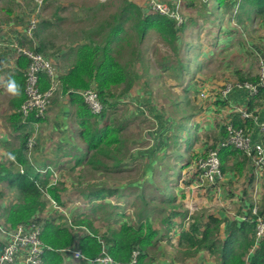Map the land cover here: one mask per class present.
<instances>
[{"label": "trees", "instance_id": "trees-1", "mask_svg": "<svg viewBox=\"0 0 264 264\" xmlns=\"http://www.w3.org/2000/svg\"><path fill=\"white\" fill-rule=\"evenodd\" d=\"M25 2L28 12L26 11V15L18 20L16 15L13 16L12 6L0 8V16H2L0 23L15 22L16 26L21 28L22 31L15 41L17 46L32 49L50 60L55 56L62 57V61L70 59L65 72L57 75L59 86L51 98L50 106L60 90L63 95H68V102L76 107L78 136L85 144V152L76 159V164L85 163L89 171L103 174L128 172L126 157L129 147L122 134L124 126L104 121L108 109L116 106V101L113 99L117 100L126 94L135 84L134 80L140 77L132 69V58L137 57L140 60L141 52L133 48L130 53L131 61L122 62L123 50L126 43L131 42L130 39L135 38L138 44L151 31H155L175 50L178 33L184 29L186 21L178 25L168 16L147 9V0L142 5L134 0H122L117 11L109 18L97 20L83 32L81 39L67 47H56L52 50L54 44L46 37L50 21L38 19L40 9L37 11V3L34 0H25ZM196 2L197 0H186L185 5L193 7ZM228 3H231V7L236 6L233 19L242 27L256 16H264V0H216V9ZM169 5L174 6L173 3ZM3 12L5 15H1ZM92 12L96 17L98 11L93 9ZM31 18L36 19V25L33 35L29 37L25 34L24 28ZM10 56L13 67L2 68L3 64L0 62V73L5 72L6 82L12 78L21 86L20 95H11L9 99L10 113L7 116L8 126L16 133L19 144L9 147L7 155L0 159V200L4 198L5 190L14 194L12 199L0 208V218L1 223L9 228L30 223L40 227L39 239L44 245L41 260L44 264H64V253L67 248H75L81 252L84 259L77 260L78 264H91L90 260L99 256L102 250L114 260L123 263L130 261L133 252L137 251L136 264H151L153 260V256L150 255L151 248L172 232L178 233V246L185 247L190 254L204 250L210 255H216L218 259L216 264H264V240L258 243L254 241L255 220L256 217L264 215V207L261 209L256 207V214L252 213L254 206L248 208L244 212L248 218L238 224L234 222L226 237L221 239L222 218L203 210L189 214L185 205L177 201L176 196L170 192L176 184L170 177H164L163 172L161 198H157L154 194H146L147 181L141 182L143 186H138V183L133 181L126 183L118 181L117 186H111L103 179L88 183L85 188L80 189L81 195L90 204V209L70 217L71 224H68L67 219L59 212L56 216L42 217L40 214L47 207L46 195L62 206L61 193L64 187L60 179L52 176L50 170L40 172L39 169L50 165L37 166L32 161V151L27 147V140L33 132L27 128L32 124L42 123L46 117L29 114L23 118L17 111L25 99L24 74L29 60L25 55L16 54L15 51ZM56 67L58 69L57 65ZM237 74L238 83L259 82L258 76L242 75L240 71ZM49 83L47 74L41 72L39 88L44 90L48 88ZM121 85H124V90L115 97L112 89ZM88 88L97 92L102 103L103 109L97 115L91 113L83 101L81 92ZM262 89L264 90V87L259 85L258 93ZM257 95H247L248 103L245 108L247 113H251L253 100ZM213 102L223 105L222 100ZM228 122L234 127L249 131L248 124L253 122V116L243 117L240 111H236L230 117L224 118L221 122L223 137L217 143L227 137ZM182 124L176 128H184ZM177 139V135L172 138L175 146L181 143ZM217 143L211 147L215 148ZM238 151L240 150L230 145L219 147L222 173L230 169V166H226L227 158L238 154ZM195 157L185 159L179 156L182 163L180 169H187ZM179 179H181L180 174L177 175L176 180ZM189 179L193 181L194 175L189 176ZM126 190L129 193H125ZM105 200H111V203L102 202ZM102 209H107L106 216L110 220L105 225L104 231L102 225L96 226L97 218H94L98 210ZM118 217L120 219L116 220ZM158 221L163 225V232L158 228ZM117 224L119 225L116 227ZM74 226L77 228L75 229ZM169 239L171 240V237ZM3 246L4 241L0 240V254Z\"/></svg>", "mask_w": 264, "mask_h": 264}, {"label": "rangeland", "instance_id": "rangeland-1", "mask_svg": "<svg viewBox=\"0 0 264 264\" xmlns=\"http://www.w3.org/2000/svg\"><path fill=\"white\" fill-rule=\"evenodd\" d=\"M9 1L0 0V8H9L12 6L14 10L13 16L16 15L17 20L26 15L28 9L25 0ZM34 1L37 3V11L40 9L38 19L50 21L46 30V37L50 43L54 44L52 50L56 47H67L73 42L81 39L84 31L89 29L97 20L109 18L122 4V0ZM134 1L140 3V5L145 2V0ZM160 1L167 5L176 2L175 0ZM179 1L178 10L183 21L186 22L184 29L178 33V39L175 43L176 49L174 50L172 46L165 43L155 31L146 34L138 44L135 38L130 39L131 42L126 43L121 60L122 62H130V53L133 48H137V52H141L140 60H138L137 57L132 58V69L140 76L134 80L135 84L132 85L127 92H130L134 99L132 100L129 96L130 93L124 94L122 97L117 98V100L113 99L116 101V106L108 109L104 120L113 124L123 125V137L129 141V144L131 138L132 140H136L135 146L137 149L143 148L148 144H153L151 157L154 158V160L151 161L154 167L151 176L148 174L150 168L145 165L143 159L136 158V162L129 165L130 170L128 173H123L116 177L121 183L133 181L132 179L139 178L141 173L143 177H152L150 184L148 181L145 183V192L147 195L154 194L157 198L162 197L161 190L163 189V179L162 181L159 180L158 169L161 166L163 169V176L170 177L175 184L178 174H180L181 179H189L188 168L178 170L177 166L169 165L173 162L168 163V166H166L168 155L171 154L173 148L177 147L173 144L172 140V131L175 127H173V125H176L178 123L177 121H179V124H182L181 119L189 118V125L186 126L184 129L185 131L182 132V136L185 137H187L189 128H193V123L191 124L190 122L193 121V115L191 114V117H186V112L180 109H185V104L189 105H187V108L190 110L192 108L197 111V109L201 107L206 109L211 105L214 98L219 95L221 96L220 91L223 90L227 84L238 82L237 80H232V78H237L238 71H240L242 75L258 76L259 61L264 59V20L262 18L256 16L250 23H245L242 27L233 19L236 6L231 7L229 3L222 6L220 9H216V0H197L196 5L193 7L186 6V0ZM93 9L98 11L96 17L93 15ZM1 15H5V12ZM55 18H57V20ZM15 25V22H11L10 24L0 23L1 39H3L1 35L4 30L8 31L7 33L9 35L12 31L15 32V29H12ZM127 26H129V24ZM4 40L1 42L5 43L6 41ZM245 64H247V67ZM139 89L143 94L146 93L148 95L147 98L145 95L143 98L149 101L143 102L139 100ZM123 90L124 85H121L119 87H114L112 93L115 97H118L119 93L123 92ZM201 93L204 94V97L201 96ZM8 97L9 92L2 81L0 82V120L7 112ZM187 99L188 101H186ZM150 103L156 107V110H158L157 112H159L161 116L154 115L155 113L152 116L153 111L150 108ZM134 111L136 114L133 113ZM180 111L183 113L181 117L179 116L181 113ZM127 114L131 115L128 116ZM211 119L212 118L204 119V124H207ZM169 126H172V128ZM4 131L7 132L8 129L1 123L0 132ZM205 132L206 130L202 129L200 134L203 135ZM203 138L204 137H201V139ZM182 148L184 149V147ZM195 148L199 150L206 149V147H204V142L200 143V141ZM33 149L31 151H33ZM165 152L167 153L165 154ZM32 154L33 152H31V155ZM76 154L77 157H80L82 152L78 151ZM169 158L172 159L174 157L169 156ZM178 159L179 157L175 158V164H178ZM78 171L82 173V179L80 181L83 183L80 184L75 182L78 175H67L69 181L63 186L64 191L62 192V198L63 201L67 203V205L65 204L67 209L64 210L65 208L62 206L64 209L62 208L61 211L69 213L75 209L81 210L80 208H82V211H85V209L90 207V205L88 207L84 198L80 196L79 191L81 188H85L88 183L97 182L102 175L96 176V173L90 172L87 168ZM68 172L70 173L71 171ZM57 178L60 179L59 172ZM181 179L178 181L176 189L170 190V192L178 194V196L183 194ZM119 182L116 184H119ZM137 185H141V182H138ZM129 191L126 190L125 193H129ZM13 195L14 194H10L8 190H5L4 198L0 200V208L7 204L8 201L12 199ZM182 198V201H184L185 197ZM224 198L225 196L220 198L221 201H218L217 198H212V201H210L208 196H205L204 200L201 198L189 197L187 201L182 203L187 210H190V213L203 210L212 212L213 214L214 211L228 214L231 211L237 212V208L240 209L241 206H237L239 203L236 202V200L231 201L230 197L224 202ZM254 208H256V206H254ZM57 212L62 213L50 205L46 207L45 211L41 212L40 215L45 218ZM105 212L106 211H98L95 216L101 218V215L102 218H104ZM129 212H131V210H129ZM119 219L118 217L116 220ZM1 221L2 219L0 218V223ZM157 224L158 228L163 232L162 223L158 221ZM254 241L257 242L256 236L254 237ZM162 244L163 242H160V240L157 241L151 248L152 251L150 255L165 259L174 258L175 255V264L218 263L216 255L208 256L206 253L190 254L183 246H177L174 255L173 250L168 248L164 249L165 252H163ZM246 260H248V257H246ZM167 262L169 263L168 260Z\"/></svg>", "mask_w": 264, "mask_h": 264}, {"label": "crops", "instance_id": "crops-1", "mask_svg": "<svg viewBox=\"0 0 264 264\" xmlns=\"http://www.w3.org/2000/svg\"><path fill=\"white\" fill-rule=\"evenodd\" d=\"M259 18H262L264 20V16L259 17ZM12 29H15V32L12 31L11 34L9 35L7 33L8 31L4 30L3 34L1 35L3 39H1L0 37L1 41H3L4 39H5L4 41H6L5 43H2L0 41V60H1L0 62L1 64H3V67L1 66L2 68L13 67L14 65L13 60L10 56L12 52L14 51L11 45L15 43L16 39L18 38V35L21 33L22 30L21 28H19V26H16V25L13 26ZM24 32H25V28H24ZM52 60L58 66L57 71L59 74L65 72L66 66L68 65V63H70V59H67L68 61H62V57H59V56L52 57ZM245 65L247 67V64ZM5 76H6L5 72L0 73V82L3 81V83L7 87ZM236 79L237 78H232V80H236ZM138 91H140V89ZM129 93H126V94H129ZM257 94L250 95L249 92L244 88L233 87V89L229 92V94L226 97H221L219 95L216 98H214V100H212L211 105H209L206 109L201 107L197 109V111H195L194 109L190 107L191 108L190 110L187 108L188 104L187 105L185 104L186 106L185 109H180V110L186 112V117L188 116L191 117V114L193 115V121H190L191 124L193 123V128H189V130L187 131V137H185V136H182V132H184L185 131L184 129L186 128V126L189 125V118L181 119V123H183L182 126H185L184 128H181V129L176 128L178 125H180L179 121H177L178 123L176 125H173V127L174 126L175 127L173 128V131H172V138L174 135H177L178 137L177 140H180L181 143L179 144V146H177L178 145L177 143L176 145L177 147L173 148L171 154L168 155L167 157L168 162L166 166H168V163L173 162L172 164H169V165L177 166L179 170L182 163L180 159H178L179 160L178 164H175L176 157L181 156L185 159H188L192 156L195 157L197 155L204 154L208 149L212 148L211 146L217 143V141L219 139H222L223 137V134H222L223 132L221 129L222 120L226 117H230V115L235 113L236 111L247 112L245 110L246 105L248 103L247 95L249 96L257 95V97H255L253 100V103H254L253 109L251 113H249L253 117L256 116L255 121L253 119V122L248 124L249 132L251 135V140L252 142L262 143L264 145V134L260 132V130L258 129V125H257V121H260L264 118V90L262 89V91H259V93ZM144 95L147 98L148 95L146 93L143 94L140 91V93L138 94V98H140L139 100H142L143 102L144 101L147 102L148 99L143 98ZM129 96L132 98V100L134 99L131 93L129 94ZM10 98H11V94L9 93V97L7 99V108H8L7 112L0 120V124L2 123L8 129L7 132L6 131L0 132V159L4 157L5 155H7V151L9 147H15L19 144L16 133L11 131L7 123V116L10 113V107H9ZM215 100L216 101L222 100L223 105L214 103L213 101ZM186 101H188V99ZM150 108L153 111L152 116L154 113H155L154 115L161 116V114L157 112L158 110H156V107L152 103H150ZM75 109L76 107L68 102V95H63L62 93H60V90H59L58 93L54 96V102L49 107L48 113L45 116L46 117L45 120L40 124H32L28 126L27 128L30 132H33L36 136L35 148L32 151L33 152L32 161L37 166L50 165L54 168H57L58 169L57 172H59V178H60V181L63 183V186H65V183L69 181V177L67 176L69 174L78 175L76 177L77 180L75 182L80 183V180L82 179L81 177L82 173H80L78 170L85 169V168L88 169L87 164L85 163L76 164V159L80 158L85 152V144L82 142V140L78 136L79 126H78L77 119L75 116ZM133 113L136 114L135 111ZM182 115L183 113L181 112L179 116L181 117ZM208 118H212V119L207 124H204L205 123L204 119H208ZM169 127L172 128V126H169ZM202 129L206 130V132L203 135L200 134V131ZM201 137H204V138L201 139ZM126 141L129 147L128 154L126 157L127 169H129V165L131 163L136 162L135 160L136 158H140L141 160L143 159V161L145 162V165H147L150 168V170H148V174H150L151 176V174L153 173V167H154L151 161V160H154V158L151 157V153H152L151 151L153 149V144L152 145L148 144L147 146H144L146 148L143 147V148L137 149L135 146L136 140H132L131 138L130 144L128 140ZM199 141L200 143L204 142V147H206V149L199 150L195 148L196 145H198ZM182 147H184V149ZM78 151L82 152V155L80 157H77L76 153ZM238 152H239L238 154L230 155L227 158L226 166H230V169L222 173V177L216 182L214 188L212 186L195 188L194 182L192 180L182 179L181 184H183V191H182L183 194H180V196H178V194H174L177 198V201H180V202L187 201L189 197L201 198L204 200L205 196H208L210 198V201H212V198H217L218 201H221L220 198H222L223 196H225L224 202H226L227 198H230V197H231L230 198L231 201L236 200V202L239 203L237 204V206L238 207L241 206L240 209L237 208V212L231 211L230 213L226 214L223 212L218 213V211L217 212L214 211V215L222 218L223 220L221 224V228H220V238L221 239H224L226 237V235L230 231L232 224L234 222H237L238 224L241 221L240 219L241 214H243L248 208H250L251 206H256L258 209H261L262 207H264V172L261 175H257L254 172L253 165L251 163L250 158L247 155L245 156V154L242 153L241 151H238ZM166 153L167 152H165V154ZM169 156H173L174 158L172 159L174 160L169 158ZM158 169H159V178H160L159 180L161 181L162 180L161 176L163 172L162 166ZM68 171H71V172L69 173ZM90 172L96 173V176L102 175V177H100L99 180L106 179L108 183L113 182V183H110L111 186H117L116 183L119 181V179H117L116 176L117 175L120 176V173L119 174L118 173L117 174H114V173L103 174L100 172H93V171H90ZM124 173H128V172H124ZM142 175L143 174L141 173L139 178H136V179L133 178L132 179L133 182L138 183L142 181H148V182L151 181L152 177L147 178V177H143ZM178 181L176 182L175 189L177 187ZM82 183L83 182H81L80 184ZM80 196L83 198L81 193H80ZM182 197H185L184 201H182L183 200ZM61 201L63 203L62 206L65 208L64 210H66L67 203L63 201L62 196H61ZM102 202L111 203V200H108V201L105 200ZM86 204L89 207L90 204L87 201H86ZM203 206H208V205H203ZM80 209L81 210H77V209L72 210L69 213L65 212V215L68 218H70L78 213L81 214L83 212L89 211L90 207L88 209H85V211H82V208ZM100 211L107 212V209H102ZM106 212L104 214L105 216L104 218H102L101 215H100L101 218L95 216V218H97L95 221V224L96 226L102 225L101 226L102 231H104L103 229L105 228V225H107L108 221H110L108 217L106 216ZM188 212L190 214V210H188ZM204 212L212 213L208 211H204ZM57 214L58 213H55L50 216H56ZM65 215L63 214L64 217ZM118 225L119 224H117L116 227ZM170 237H171V240L169 239ZM177 238H178V233L176 232L170 233L168 237H163L160 240V242H163L162 244L163 252H165L164 249L168 248V249L173 250V255H174L175 249L178 246ZM151 251L152 250H150V253ZM199 253L201 254L206 253L208 254V256L210 255L207 251H204V250H200L197 252V254ZM174 258H175V255H174ZM174 258L172 257L171 259H168V258L165 259V258H159V257L153 256V260L151 264H175ZM167 260L169 261V263L167 262ZM64 264H78V262L77 260H74L70 256V254L64 253Z\"/></svg>", "mask_w": 264, "mask_h": 264}, {"label": "built area", "instance_id": "built-area-1", "mask_svg": "<svg viewBox=\"0 0 264 264\" xmlns=\"http://www.w3.org/2000/svg\"><path fill=\"white\" fill-rule=\"evenodd\" d=\"M174 6L161 2L160 0H147V9L151 11L159 12L169 18L175 20L176 24H181L183 18L178 10L179 0H175ZM36 25V19L31 18L25 26V34L29 37L33 35V29ZM16 54L25 55L29 64L24 74V94L25 99L17 108V111L21 113L23 118L29 114H33L35 117L44 118L51 104V98L57 90L59 83L57 81V67L53 60L46 59L41 53L35 52L32 49L26 47L17 46L15 43L11 45ZM45 72L49 78L48 88L41 90L39 88L40 73ZM259 82L257 84L249 81L242 83L227 84L220 91L221 97H226L233 87L244 88L250 95L258 93V86L264 87V59L259 61ZM83 101L87 104L91 113L97 115L102 109V103L99 100L97 92L88 88L81 92ZM204 97V94L201 93ZM243 117H249L250 114L243 111L241 112ZM255 117H253L255 121ZM258 129L264 134V118L257 121ZM227 137L218 142L215 148L208 149L204 154L199 155L193 160L192 164L188 167L189 176L194 175V187H211L215 186L216 182L222 177V171L220 167V159L218 155V149L221 146L230 145L235 149L240 150L246 154L253 165L254 172L257 175H261L264 172V145L262 143L252 142L250 132L241 127H234L230 122L226 123ZM36 144V136L32 134L28 137L27 147L31 151ZM52 172L54 178L58 177L57 170L52 167H44L39 169L40 172H46V170ZM22 171V169H20ZM47 207L50 205L56 208L61 214L65 215L60 206L53 198L46 195ZM64 209V208H63ZM252 213L256 214V208H252ZM67 218L68 224H71L70 219ZM248 217L245 213L241 214L240 219L246 220ZM76 229L77 227L74 226ZM80 229V228H78ZM40 227L36 224H20L15 228H9L0 223V240L4 241L2 253L0 254V264H44L41 260V253L43 251V243L39 239ZM255 236L257 243L264 240V215L256 217L255 220ZM66 253L74 260L84 259L81 252L75 248L65 249ZM137 251H134L130 261L119 262L109 256L105 250H102L101 254L96 258L90 260L92 264H136Z\"/></svg>", "mask_w": 264, "mask_h": 264}, {"label": "clouds", "instance_id": "clouds-1", "mask_svg": "<svg viewBox=\"0 0 264 264\" xmlns=\"http://www.w3.org/2000/svg\"><path fill=\"white\" fill-rule=\"evenodd\" d=\"M7 91L13 96L20 95L21 86L15 79L9 78V80L7 81Z\"/></svg>", "mask_w": 264, "mask_h": 264}]
</instances>
